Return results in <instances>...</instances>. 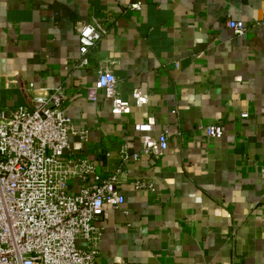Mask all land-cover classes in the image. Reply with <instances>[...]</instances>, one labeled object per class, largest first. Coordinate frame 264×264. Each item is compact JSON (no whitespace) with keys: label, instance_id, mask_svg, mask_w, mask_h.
<instances>
[{"label":"crops","instance_id":"crops-1","mask_svg":"<svg viewBox=\"0 0 264 264\" xmlns=\"http://www.w3.org/2000/svg\"><path fill=\"white\" fill-rule=\"evenodd\" d=\"M93 20L107 33L81 66L78 30ZM101 70L115 73L122 112L89 97ZM0 77L7 110L35 105L29 84L63 87L87 131L71 154L103 177L120 170L126 201L104 208L99 264H264V0H0ZM212 124L221 138L206 136ZM163 131L167 150L144 154Z\"/></svg>","mask_w":264,"mask_h":264},{"label":"built area","instance_id":"built-area-1","mask_svg":"<svg viewBox=\"0 0 264 264\" xmlns=\"http://www.w3.org/2000/svg\"><path fill=\"white\" fill-rule=\"evenodd\" d=\"M141 8L138 2L130 10L140 12ZM226 25L238 36L248 32L240 21L228 18ZM106 33L97 20L80 25L81 66L88 65L91 48ZM37 91L29 84L32 108L0 107V264H99L102 230L98 224L104 208L121 209L126 201L119 189L121 172L103 177L92 161L74 157L70 140H86L87 131L77 128L67 113L65 89L58 87L46 95ZM98 93L113 100L114 110L126 109L113 71L98 73L88 95L96 99ZM136 129L151 132L153 126L139 124ZM203 129L208 138L223 136L220 125ZM168 142V131L143 138V152L159 159ZM123 158L130 156L125 153ZM73 183H77V192ZM135 185L139 190H154L146 181ZM110 264L127 263L115 260Z\"/></svg>","mask_w":264,"mask_h":264}]
</instances>
